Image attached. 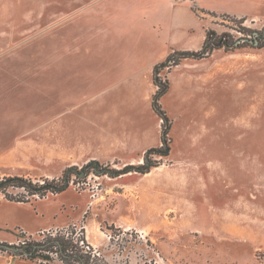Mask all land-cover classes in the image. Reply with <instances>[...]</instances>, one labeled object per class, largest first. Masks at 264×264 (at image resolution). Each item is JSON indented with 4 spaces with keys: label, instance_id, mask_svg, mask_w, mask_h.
<instances>
[{
    "label": "crops",
    "instance_id": "0c3cea01",
    "mask_svg": "<svg viewBox=\"0 0 264 264\" xmlns=\"http://www.w3.org/2000/svg\"><path fill=\"white\" fill-rule=\"evenodd\" d=\"M25 4L24 30L46 32L43 38L48 44L55 43V53L40 59L18 56V0H0V90H31L35 77L41 81L42 91L53 83L55 91L44 93L46 105L38 109V118H34L32 106L19 115L10 107L12 115L5 112L0 117V165L2 160L26 158L34 143H49L52 138L59 150L70 154L67 158L71 160L139 164L149 149L163 143L162 117L154 108L158 90L155 67L176 50H200L210 29L221 33L218 25L197 9L244 17L250 23L264 22V0H40L35 6L25 0ZM38 16L40 20H35ZM196 60L186 58L169 72L171 87L159 101L168 113L178 110L179 105L192 111L194 100L179 92L176 81L187 79L181 71L185 64ZM233 92V106L239 112L240 91ZM248 93L250 96L251 89ZM223 99V89L216 99L206 93L198 110L208 112L211 106L218 111ZM238 117L234 127L241 125L242 118ZM192 119L191 116L187 126L191 137L186 150L188 159L189 150L203 142L201 135L194 139ZM222 126L224 123H218V134ZM249 130L248 137L239 132L233 140L239 146L233 153L238 163L232 171L231 195L225 194L223 161L222 188L218 187L217 169V175L212 173V181L204 189L216 187V223L223 225V235L234 241L247 240L248 250L243 254L263 251L264 264V197L258 198L256 189V126L249 123ZM38 134L42 139L38 140ZM242 144H248V152H242ZM190 202L193 208L195 204L191 199ZM30 206L29 202L0 197V223L11 217L8 207ZM209 208L214 207L211 204ZM41 216L45 215L41 212ZM229 223L232 225L226 227ZM50 228L53 226L42 225L28 232ZM0 240L12 242L9 237ZM0 264L40 263L0 250Z\"/></svg>",
    "mask_w": 264,
    "mask_h": 264
},
{
    "label": "rangeland",
    "instance_id": "374dc122",
    "mask_svg": "<svg viewBox=\"0 0 264 264\" xmlns=\"http://www.w3.org/2000/svg\"><path fill=\"white\" fill-rule=\"evenodd\" d=\"M27 2L35 6L34 4L40 0ZM25 7V0H18L17 55L40 59L46 54L55 53V43L48 44L43 38L46 32L24 30ZM203 10L197 9L200 15L209 16L210 20L218 25L221 33L230 34L234 40L242 38L240 40L242 45L234 50L217 48L208 55L194 58L197 60L185 64L181 72L187 75V79H178L176 86L179 87L180 93L187 99H193L195 104L191 112L184 109L186 106L179 105V109L170 114L159 102L169 117V122L162 118V134L164 125H169L170 150L166 152V148H163L162 152L149 155L151 161L157 165L144 174L133 171L113 177L91 171L87 175H81V178L73 174L66 190L30 197L28 202L33 207H8L6 211L11 213V217L0 223L2 224L0 239L5 240L9 237L12 242L19 241L20 237L17 235L19 229L40 238L39 233L44 230L34 234L28 231L42 225L53 226L50 228L53 230L76 226L78 231L84 229L88 240L100 248L110 260L116 259L122 264H143L145 257L149 259L155 257L157 264H261L263 251L243 254L242 251L248 250L247 240L234 241L223 235V225L216 223L218 214L215 209L216 187L210 186L206 190L204 187L206 183L212 181L213 172L217 175L218 169L220 175L218 187L222 188L220 168L223 161L224 183L227 187L225 194L231 195L232 188L229 185L232 184V171L233 167L236 169L238 163L233 153L234 147L239 146L233 144V140L239 132L242 136L248 137L251 123L252 127L256 126L254 146L257 196L264 197V47L247 44V39L254 37L253 31H261L264 28V22L250 23L244 17L217 15ZM37 19L40 20V17L35 18ZM37 24L40 25V22ZM173 66L165 67L159 73L163 82L168 81L166 92L171 87L169 72ZM35 70L37 69L34 65ZM40 82L34 77L31 90L30 87L27 89L22 87L12 93H8L7 89L0 90V117L3 118L5 112L12 115L11 112L14 111L12 109L9 113L10 107L18 111L16 115H19L20 111L25 112L26 107L31 106L34 118L40 117L38 109L46 105L47 96L45 97L44 93L55 91L54 83L49 85L50 88L45 86L42 91ZM222 89L224 99L221 101V109L219 107V110L215 111V107L210 106L208 112L206 109L198 110L201 108L204 94L208 93L210 98L215 95L216 99L218 91ZM234 89L239 90L241 95L239 112H236L233 106L236 95ZM254 102L256 106L253 105ZM191 116L194 131L199 133L194 132V139L201 135L203 142L199 147L189 150L188 159L186 150L191 137L187 126ZM237 116L242 118V122L240 126L235 124L234 127V121L238 123ZM34 121L39 123L38 120ZM218 123H224V126L219 127V134ZM202 130L205 131L203 136L200 134ZM40 135H37L38 140L42 139ZM159 147H163V143ZM241 148L242 152H248V144H242ZM61 150L53 138L49 143H34L26 158H16L10 162L2 160L0 179L9 176L6 173L11 172L14 175L22 173L20 176L34 182H43L46 179L61 177L64 170L70 166L81 169L89 162L71 160L67 158L70 154ZM145 156L139 164L144 163ZM100 163L115 169L127 165L121 160ZM9 191L16 198L26 194V191L19 187H10ZM0 197L8 199L3 193H0ZM190 199L195 204L193 208ZM211 204L214 208H209ZM41 212L45 216H41ZM112 224L124 230H135L142 237L151 238L156 243L159 253L145 246H137L132 251L120 254L117 247L110 244L112 231L107 226ZM231 225L226 224V227ZM55 263L60 264L59 261Z\"/></svg>",
    "mask_w": 264,
    "mask_h": 264
},
{
    "label": "trees",
    "instance_id": "16d2710c",
    "mask_svg": "<svg viewBox=\"0 0 264 264\" xmlns=\"http://www.w3.org/2000/svg\"><path fill=\"white\" fill-rule=\"evenodd\" d=\"M204 11V10H203ZM254 37L247 39V44L255 47H264V28L261 31H253ZM232 39L228 33H217L215 30H209L208 37L200 50L196 51H180L176 50L171 53L167 59L159 63L155 67L154 79L158 84L159 89L154 96V108L159 115L169 122V117L162 110L159 99L168 90V81H162L159 73L165 67H170L179 64L184 58H202L214 49L225 48L226 50H234L242 45L241 40ZM169 125H164L163 129V147L149 149L145 156L144 163L141 164H127L120 169L110 167V165H103L98 160H91L81 169L77 166H70L66 168L63 175L59 178L46 179L43 182H34L32 179L24 176H6L0 179V193H3L9 200L20 202H28L29 198L35 195L43 196L48 192L58 193L66 190L72 176L77 175L81 178V173L87 175L93 171L96 174H108L116 177L129 172L147 173L152 167L157 164L153 163L149 158L152 153H160L163 148L170 149L169 145ZM10 187L23 188L26 194L20 198L14 197L10 193ZM112 233L110 234V244L117 247L120 254L125 251H132L137 246H145L157 250V245L149 237H142L135 230H124L122 227L116 225L107 226ZM40 234V238H35L32 234H28L24 229H19L17 234L19 241L7 242L0 240V250L7 251L15 256L37 261L40 264H122L119 260H110L103 251L93 245L87 238L84 229L78 231L76 226H70L66 229H50L44 230ZM159 253V250H157ZM143 264H157L155 257L144 259Z\"/></svg>",
    "mask_w": 264,
    "mask_h": 264
},
{
    "label": "water",
    "instance_id": "95a60500",
    "mask_svg": "<svg viewBox=\"0 0 264 264\" xmlns=\"http://www.w3.org/2000/svg\"><path fill=\"white\" fill-rule=\"evenodd\" d=\"M170 149H167L166 152H168ZM81 175H83V173H81Z\"/></svg>",
    "mask_w": 264,
    "mask_h": 264
}]
</instances>
